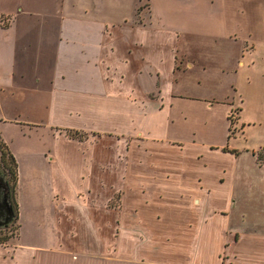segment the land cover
I'll return each mask as SVG.
<instances>
[{"label":"crops","instance_id":"1","mask_svg":"<svg viewBox=\"0 0 264 264\" xmlns=\"http://www.w3.org/2000/svg\"><path fill=\"white\" fill-rule=\"evenodd\" d=\"M111 1L134 2L130 21L101 17L99 0H0V140L16 162L17 220V182L33 174L40 185L30 198L48 201L58 230L47 244L0 243V264H264V247H238L215 225L223 210L212 189L227 199L223 176L232 181L233 168L202 158L232 153L168 136L182 100L202 98L189 89L188 73L209 63L196 42L245 41L256 1ZM233 54V67L244 64ZM62 128L95 139L86 149ZM115 192L112 242L86 251L87 243L59 237L68 230L62 216L76 210L90 223L92 207Z\"/></svg>","mask_w":264,"mask_h":264},{"label":"rangeland","instance_id":"2","mask_svg":"<svg viewBox=\"0 0 264 264\" xmlns=\"http://www.w3.org/2000/svg\"><path fill=\"white\" fill-rule=\"evenodd\" d=\"M255 1L257 8L254 21L249 25V37L245 41L234 44L228 39L216 41L213 37H205L196 42L195 46L200 47L198 50L204 53L209 63L204 69L195 68L188 73L191 81L189 89L201 94L202 98L182 100L179 107L184 114H179L180 118L175 124L170 123L168 134L176 135L182 141L193 140L197 143L196 148H201L199 144L209 143L232 153L229 156L217 153L202 159L205 162H217L221 167L233 168L232 181L228 176H223L225 183L229 182V186L226 185L227 199H220L214 186L212 189V205L216 204L223 210L219 217L221 223L215 225L227 227L230 239L238 240L237 246L249 248V251L264 247V166L258 160V153L264 147V0ZM101 2L104 4L100 6L99 15L103 18L118 21L127 15L130 21L133 16L134 2L130 6L120 1L114 4L111 0H99V5ZM69 12L82 14L79 7ZM233 53L239 54L244 64L233 67ZM220 58L224 59L226 67L218 65ZM206 99L218 101L212 103ZM193 130H196L195 134H192ZM61 132L75 141H81L79 144L86 149L96 135V132L69 128H62ZM1 143L0 140V148L5 152L4 160L8 161L7 148ZM33 162L39 164L41 169L44 168L40 159L33 158ZM209 172L210 181H215V169ZM32 175L29 179L27 174L21 175L20 184L17 182L19 219L16 222L20 225L19 237L16 239L17 232L14 235L10 229L1 228L0 237L11 234L6 242L47 244L50 236L57 235L48 201L41 198L35 202L30 198L36 192H33V186L40 185L39 181L32 183ZM230 187L233 189L230 190ZM80 196L84 198L85 195ZM119 202V192H115L106 204L92 207L90 223L87 217L78 216L76 210L70 211L67 218L61 217L67 221L63 223L68 225V230L66 233L63 230L64 234L59 232V237L61 235L62 239L68 236L76 242L87 243L84 245L86 251L96 250L99 240L112 242L116 235L113 230L118 221ZM91 223L100 229V233L90 231L88 226ZM78 225L84 226L85 231L81 232L82 227Z\"/></svg>","mask_w":264,"mask_h":264},{"label":"trees","instance_id":"3","mask_svg":"<svg viewBox=\"0 0 264 264\" xmlns=\"http://www.w3.org/2000/svg\"><path fill=\"white\" fill-rule=\"evenodd\" d=\"M263 23H264V14H263ZM4 155L5 152L0 148V180L2 183L0 187V192H1L0 210L3 208V214L4 211L8 213V219L4 220L2 217L0 220V230L1 228L10 229L11 231L14 232L15 235L18 228V224L16 222L18 215L17 203L14 198L15 180L17 173L16 162L14 161L13 156L9 152H8V161L4 160ZM258 160L260 164L264 166V147L258 153ZM4 185L6 188L4 187ZM10 235L1 236L0 243H5Z\"/></svg>","mask_w":264,"mask_h":264},{"label":"flooded vegetation","instance_id":"4","mask_svg":"<svg viewBox=\"0 0 264 264\" xmlns=\"http://www.w3.org/2000/svg\"><path fill=\"white\" fill-rule=\"evenodd\" d=\"M0 197H1V192H0ZM2 217L4 220L8 219V213L4 211V214H3V208L0 210V220Z\"/></svg>","mask_w":264,"mask_h":264},{"label":"water","instance_id":"5","mask_svg":"<svg viewBox=\"0 0 264 264\" xmlns=\"http://www.w3.org/2000/svg\"><path fill=\"white\" fill-rule=\"evenodd\" d=\"M1 185H2V183H1V180H0V187H1ZM4 187H5V185H4ZM6 188V187H5Z\"/></svg>","mask_w":264,"mask_h":264}]
</instances>
